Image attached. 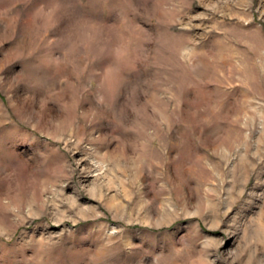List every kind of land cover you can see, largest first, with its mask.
<instances>
[{"label":"rangeland","instance_id":"obj_1","mask_svg":"<svg viewBox=\"0 0 264 264\" xmlns=\"http://www.w3.org/2000/svg\"><path fill=\"white\" fill-rule=\"evenodd\" d=\"M0 264H264V0H0Z\"/></svg>","mask_w":264,"mask_h":264},{"label":"bare ground","instance_id":"obj_2","mask_svg":"<svg viewBox=\"0 0 264 264\" xmlns=\"http://www.w3.org/2000/svg\"><path fill=\"white\" fill-rule=\"evenodd\" d=\"M88 176V175H87Z\"/></svg>","mask_w":264,"mask_h":264}]
</instances>
